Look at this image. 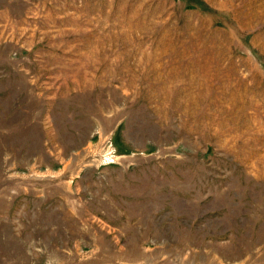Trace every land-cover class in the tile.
I'll list each match as a JSON object with an SVG mask.
<instances>
[{"label": "rangeland", "instance_id": "obj_1", "mask_svg": "<svg viewBox=\"0 0 264 264\" xmlns=\"http://www.w3.org/2000/svg\"><path fill=\"white\" fill-rule=\"evenodd\" d=\"M0 264H264V0H0Z\"/></svg>", "mask_w": 264, "mask_h": 264}, {"label": "built area", "instance_id": "obj_2", "mask_svg": "<svg viewBox=\"0 0 264 264\" xmlns=\"http://www.w3.org/2000/svg\"><path fill=\"white\" fill-rule=\"evenodd\" d=\"M109 155H110V154H108V156H109ZM106 158H107V157H105V159H106ZM107 162H109V163H110L111 161L108 159V160H107Z\"/></svg>", "mask_w": 264, "mask_h": 264}, {"label": "bare ground", "instance_id": "obj_3", "mask_svg": "<svg viewBox=\"0 0 264 264\" xmlns=\"http://www.w3.org/2000/svg\"><path fill=\"white\" fill-rule=\"evenodd\" d=\"M133 97V96H132ZM132 99V98H131ZM139 103V102H138Z\"/></svg>", "mask_w": 264, "mask_h": 264}]
</instances>
